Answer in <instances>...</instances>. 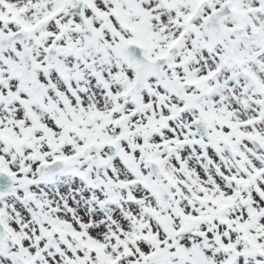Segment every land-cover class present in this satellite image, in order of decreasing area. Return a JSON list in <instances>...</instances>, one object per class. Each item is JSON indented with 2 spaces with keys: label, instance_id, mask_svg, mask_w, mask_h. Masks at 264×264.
<instances>
[{
  "label": "snow or ice",
  "instance_id": "1",
  "mask_svg": "<svg viewBox=\"0 0 264 264\" xmlns=\"http://www.w3.org/2000/svg\"><path fill=\"white\" fill-rule=\"evenodd\" d=\"M0 264H264V0H0Z\"/></svg>",
  "mask_w": 264,
  "mask_h": 264
}]
</instances>
